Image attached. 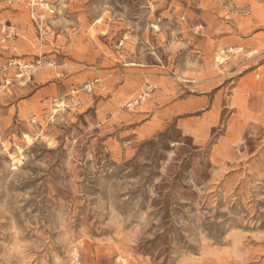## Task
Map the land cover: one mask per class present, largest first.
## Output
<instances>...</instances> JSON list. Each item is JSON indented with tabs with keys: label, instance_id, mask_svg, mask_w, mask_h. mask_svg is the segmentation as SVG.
<instances>
[{
	"label": "rangeland",
	"instance_id": "1",
	"mask_svg": "<svg viewBox=\"0 0 264 264\" xmlns=\"http://www.w3.org/2000/svg\"><path fill=\"white\" fill-rule=\"evenodd\" d=\"M257 31L264 0H0L1 61L66 64L0 79V264H264V107L220 42Z\"/></svg>",
	"mask_w": 264,
	"mask_h": 264
},
{
	"label": "crops",
	"instance_id": "2",
	"mask_svg": "<svg viewBox=\"0 0 264 264\" xmlns=\"http://www.w3.org/2000/svg\"><path fill=\"white\" fill-rule=\"evenodd\" d=\"M220 42L232 44L233 47H230V51L236 50L237 47H242L245 54L248 55V58L241 59L238 63H235L233 67H230V71L232 73L231 76L236 78L235 89L239 88L243 81H246L247 87H250L252 90H256V92L259 91L257 94L249 95V109L251 113L262 116L261 110L264 107V78L261 82L250 83L248 81L251 80L250 78L257 71L262 68L264 71V49L256 52V49L264 46V31L252 32L245 38L228 36L226 38H221ZM96 74L100 77L101 83H105L104 80L111 77V75H106V73H102L100 71H96ZM154 77L160 79L161 77H165V74L157 72L154 73ZM255 78H259V75H256ZM33 82L36 83V85L34 86V90L27 101L33 102L38 100V103H41V101L44 100L45 92L53 91L54 84L49 82L40 84L36 78H34ZM142 83L144 87L143 91L134 100L126 103V108L129 111L140 106L145 101V98L150 97V94L154 89L147 79H145ZM99 103H103V101H100Z\"/></svg>",
	"mask_w": 264,
	"mask_h": 264
},
{
	"label": "built area",
	"instance_id": "3",
	"mask_svg": "<svg viewBox=\"0 0 264 264\" xmlns=\"http://www.w3.org/2000/svg\"><path fill=\"white\" fill-rule=\"evenodd\" d=\"M38 3V0H28V6L33 12L34 7ZM33 15V13H32ZM38 19H42L43 16H37ZM40 30V38H42V31ZM222 59L217 57L215 63L222 64ZM64 67L66 64L57 65L53 59H46L42 56H35L32 58H18L8 59L4 62L0 60V79H3L6 84H9L10 72L12 71V77L15 79H22L23 81H31L34 75L45 67L57 68ZM63 72L57 73L56 78L63 77ZM80 90L86 94H93L96 90L104 91L105 88L101 83V79L98 76L92 77L81 84Z\"/></svg>",
	"mask_w": 264,
	"mask_h": 264
},
{
	"label": "bare ground",
	"instance_id": "4",
	"mask_svg": "<svg viewBox=\"0 0 264 264\" xmlns=\"http://www.w3.org/2000/svg\"><path fill=\"white\" fill-rule=\"evenodd\" d=\"M26 138H27V136H26Z\"/></svg>",
	"mask_w": 264,
	"mask_h": 264
}]
</instances>
